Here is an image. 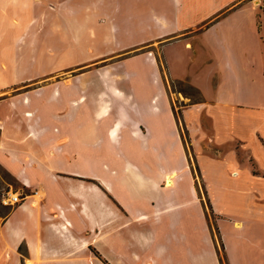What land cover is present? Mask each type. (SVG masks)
I'll return each instance as SVG.
<instances>
[{"label": "crops", "instance_id": "0c3cea01", "mask_svg": "<svg viewBox=\"0 0 264 264\" xmlns=\"http://www.w3.org/2000/svg\"><path fill=\"white\" fill-rule=\"evenodd\" d=\"M261 5L0 0V264H264Z\"/></svg>", "mask_w": 264, "mask_h": 264}, {"label": "rangeland", "instance_id": "374dc122", "mask_svg": "<svg viewBox=\"0 0 264 264\" xmlns=\"http://www.w3.org/2000/svg\"><path fill=\"white\" fill-rule=\"evenodd\" d=\"M257 4H259V2H257ZM49 5L51 7H53V5L51 3ZM261 6H262V9L264 10V0H262V5ZM162 68L163 67L161 65V70H162ZM72 72H73L72 70L64 71L63 76L61 78H59V79L62 80V78H63L64 79V82H66L68 76L71 75ZM48 81L50 82V80H48ZM164 81H165V84L167 85V97L169 99V102L174 107L175 112L178 113L177 111H179V107H181L182 105H184V102L185 101H188V100H184L183 101V97H182V96H184V94H188V92H187V86L185 84H183V83H174L172 81H168L165 76H164ZM39 83H41V82H34V83H31V84H26V85H23V86H19L18 88H15V89L17 91H19V90H25V89H30V88L36 87V84H39ZM116 94H118V95L121 96L122 95V92L119 91V90H116ZM191 97H192V99H195L197 96L196 95H191ZM82 100H83V97L80 98V101H82ZM31 115H32V112H30V113L27 112V116H30L31 117ZM113 135L116 136V131L113 132ZM187 140L188 139H186V141ZM187 143L188 142H185V145H186L187 150L189 151V147H188V144ZM189 156H190V159H191L190 160L191 161V164H193V166H194V163H193L191 154H189ZM12 186H14L15 188H17L16 187V184L13 182L12 178L0 166V204L2 206H5V205H3L1 203V196H2L3 193L10 192V189H12ZM199 195L203 199L204 206H205V210L208 213L209 222L212 223L213 222V216H211V214L209 213L208 204L206 202V198L204 196V193L202 191H200ZM6 209H8V208L3 209L2 211H5ZM211 231H212V234H213V237H214L213 238V241H214L215 249H216V252H217L218 260H219L220 264H227L226 259H225V255L223 253L221 241H220V239H219L216 231L214 230V228L211 227ZM253 257L254 256H252L251 253H249L248 256H247V253H244V254H242V255L239 256V260L243 264H252ZM257 262L263 263V258H261Z\"/></svg>", "mask_w": 264, "mask_h": 264}, {"label": "built area", "instance_id": "2783aa9c", "mask_svg": "<svg viewBox=\"0 0 264 264\" xmlns=\"http://www.w3.org/2000/svg\"><path fill=\"white\" fill-rule=\"evenodd\" d=\"M20 200V196L17 193L8 192L3 193L1 196V203L5 206H12L18 203Z\"/></svg>", "mask_w": 264, "mask_h": 264}, {"label": "bare ground", "instance_id": "6f19581e", "mask_svg": "<svg viewBox=\"0 0 264 264\" xmlns=\"http://www.w3.org/2000/svg\"><path fill=\"white\" fill-rule=\"evenodd\" d=\"M103 110H104L103 111L104 113H107L108 110H109V105L108 104H105L104 107H103ZM170 184H171V181H170V179H168L167 180V185H170Z\"/></svg>", "mask_w": 264, "mask_h": 264}]
</instances>
